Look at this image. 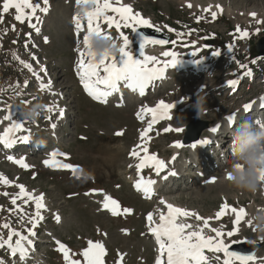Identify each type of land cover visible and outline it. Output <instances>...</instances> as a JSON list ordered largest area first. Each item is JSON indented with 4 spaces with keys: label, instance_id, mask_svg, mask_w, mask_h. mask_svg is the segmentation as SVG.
<instances>
[{
    "label": "rangeland",
    "instance_id": "obj_1",
    "mask_svg": "<svg viewBox=\"0 0 264 264\" xmlns=\"http://www.w3.org/2000/svg\"><path fill=\"white\" fill-rule=\"evenodd\" d=\"M40 2L48 11L46 14L37 12L43 21L39 24L41 33L36 37L29 40L26 36L30 33L28 22L16 21L15 9L3 14V23H0V72L5 66V70L8 69L5 80L4 75L0 76V134L8 124L4 117L9 106L15 105L14 116L23 121L27 130L16 136H29V143L18 141L20 144L15 143L10 151L0 145V175L12 182L11 185L0 184V223L10 221L11 227L23 235H28L26 229L32 227L27 220L20 223L18 215L8 211L14 207L12 196L19 191L16 185H24L35 195L43 194L47 210H42L44 219L34 229L36 245L27 261H17L7 247L0 248V261L3 264H65L63 253L57 246V242H61L70 253L76 254L73 258L83 264V257L79 254L88 247V241H93L101 242L107 250L104 264H117L118 253L123 254V264H151L155 251L143 215L171 203L208 219L210 227L224 233L236 227L238 231L232 237H224L231 246L230 251L247 254L241 240L254 242L258 245L254 255L264 264V233L248 224V214L264 206V194L243 193L227 182L233 166V138L228 133L221 134L222 139L207 132L210 143L202 156H199L198 149L182 143L189 123L203 121L207 128L219 125L220 132L224 133L221 126L228 114H240L245 101L264 96V56L247 59L249 53H255L254 45L264 36V0H122L123 4L132 7L134 13L148 18L153 27L169 33L171 40L176 41L175 44L160 45L162 51L150 55L157 57L161 66L171 59L162 55L166 50L175 52L182 61H199L201 71L192 74L186 66L180 70L168 67L164 82H158L143 99L129 101L128 93L124 92L122 99H107V103L87 96L78 75L82 40L73 37L72 28L81 6L76 0H48L47 5L42 0ZM213 5L230 7L239 13L240 18L232 19L223 11H216L213 19ZM2 6L3 0H0V13ZM206 8L210 10L205 12ZM242 12L245 15H240ZM12 25H15V31ZM237 28L246 30L248 37L240 39ZM124 32L130 38L132 54L138 57L140 44L133 43L130 29ZM226 47L231 51L225 53ZM33 54L36 60L32 59ZM21 60L31 64L34 71L40 70L42 79L38 83L51 82V88L41 91L40 84L29 83L33 72L22 66ZM240 65L248 67L243 69ZM234 69H240L238 86L230 91L222 87L221 82L231 79ZM249 70L251 74L245 75ZM201 95L205 97L206 106L200 116L197 102ZM173 100L179 104L175 111L172 109L171 119L153 127L146 142L148 152L165 162V168L159 174L152 168L143 170V176L155 182L153 198L156 200L152 204L133 191L130 185L136 177L135 157L130 153L144 143L140 130L147 124L146 117L138 119L137 113L142 108H149L147 104L150 106L152 102L172 103ZM36 103L44 106L40 117L34 122L23 120L25 104L30 107ZM46 106L55 107L54 111H47ZM58 109L63 110L62 117ZM11 111L14 113L13 107ZM260 115L264 120V107ZM250 116L245 117L253 119ZM165 128L183 131L165 132ZM204 131L206 129L201 134ZM44 139L49 141L44 142ZM220 141H223L221 145ZM176 143L182 147H175ZM55 148L65 153L64 158L57 156L56 159L73 165L75 172L45 166L44 161L51 159ZM9 156L15 160L24 159L30 167H20L9 160ZM5 192L9 195H3ZM105 197L119 203L121 215L113 216L110 211L102 210ZM17 203L23 202L18 200ZM224 203L230 208L245 210L246 215L238 225L234 224L235 213L230 210L216 219ZM123 209L131 212L125 214ZM25 211L31 214L34 205L29 204ZM56 216L60 217L59 222ZM0 234L7 239L8 230L0 228ZM16 239L13 237V243ZM224 258L223 253L210 251L211 264H223Z\"/></svg>",
    "mask_w": 264,
    "mask_h": 264
},
{
    "label": "snow or ice",
    "instance_id": "obj_2",
    "mask_svg": "<svg viewBox=\"0 0 264 264\" xmlns=\"http://www.w3.org/2000/svg\"><path fill=\"white\" fill-rule=\"evenodd\" d=\"M43 4L47 5L48 0H42ZM77 4L85 5L91 4L93 7L86 11L82 16L86 20V34L83 36V51L79 52V60L77 62L78 75L81 83L88 95L96 100L107 102V98L113 93L120 91V85H123L133 91H139L141 95L144 94L145 89L152 84L155 80L163 77L168 67L175 68L179 63L178 56L175 52L165 51L162 53L164 57H171L169 61L163 62L155 56L145 55V48L147 45H167L170 43L168 40L158 39L154 37H144L141 44V58L137 59L132 54L130 48V38L126 35L122 29H131L135 32L138 28L148 27L152 28L151 22L145 18H142L139 13H134L130 5L122 3V0H76ZM192 7V5H189ZM10 9H15L16 15L14 19L20 23L28 22V26L35 30L37 34L40 32V28L37 26L41 22L40 16L37 12L47 13V7H41L40 0H3L2 13H0V23H3V14L9 13ZM210 8L204 9L208 12ZM108 13H112L109 15ZM212 18L215 19L216 13H211ZM255 16V14H252ZM199 20V17L197 18ZM33 20L36 23H33ZM76 23L77 33L84 31V25L81 22V16L74 18ZM257 23H260L259 21ZM104 25L107 27L105 28ZM115 28L118 33L117 37H113L110 34V30ZM12 30L15 31V25H12ZM160 31L159 28L155 29ZM173 31L172 29H168ZM237 33L240 39L247 38L249 33L245 30L242 31L237 28ZM93 34L102 35L105 39H112L114 41H120V52L118 55L110 56L105 53L104 57L100 60L95 58V53L90 50V37ZM182 36L183 34H178ZM26 36L31 38V33H27ZM45 42H48L47 37L44 38ZM15 42V41H14ZM175 44L176 41H171ZM28 41L25 42V49L27 50ZM196 53L193 52V55ZM219 54V53H216ZM19 59L18 57H16ZM32 59L36 60L35 55H32ZM21 64L29 71L33 72L38 80L41 79L39 73H36L32 69V65L24 61H20ZM152 65V66H150ZM241 68L247 69V65H240ZM250 70L245 75H250ZM238 80H231L228 82L230 87H235ZM41 91L45 88H51V82L47 84L41 82ZM9 106V112L5 115L4 120L10 121V126L4 130V133L0 135V144L4 147L10 148L17 141L28 142L29 136L24 135L17 137L15 134L21 131H27L23 127V121L17 119ZM174 105L167 104L163 101L159 102L155 107L142 108L137 113L138 119H143L144 116H150L148 127L141 133V140L144 142L141 145H137L136 148L130 153V156L139 158L137 164V171L140 172L144 168H152L157 174H159L165 168V162L158 159L155 154H148V148L146 142L149 139V133L151 132L153 125L158 123L161 119H171L170 109ZM252 104L244 106V111L247 112L251 109ZM261 107H264V98H261ZM46 110L49 112L54 111L51 106H46ZM60 116H63V110H60ZM229 125H232L235 120V114L230 115L228 118ZM55 128V124L52 125ZM219 125L210 129L213 133L217 132ZM165 132L168 131H183V129H171L165 128ZM203 143H210L205 140ZM175 147H182L180 143H176ZM196 145H193L195 147ZM140 149L144 155H140ZM57 153H51V159L45 160L44 164L47 167H58L63 169H71L75 172V167L71 164L61 163L56 159ZM9 160H13L22 168L30 167L25 163L24 159L15 160L9 156ZM175 159V157L173 158ZM174 175L175 173H170ZM166 178V177H165ZM228 179H231V173L227 175ZM261 178L264 179V173ZM9 181L3 175H0V184L11 185ZM155 183L154 181H147L146 183L139 180L136 184L137 189H140L143 185L145 192L150 191V185ZM19 191L12 196L11 204L14 206L9 209V213L18 215L19 222L24 223L27 220L31 224V228H27L28 235H23L20 231L11 227V222L0 223V228L7 229V239H4L3 235L0 234V248L7 247L10 254L13 256L19 255L20 259L23 260L28 254V248L32 245L33 241L29 237L36 235L34 229L40 221L44 219L42 210L46 211V205L44 203L43 194L35 195L33 192L27 191L24 185H16ZM3 195H9L7 192ZM22 201V204H18L17 201ZM34 205V212L29 214L25 211V208L29 205ZM167 214H160V222L156 224L153 220V215L149 213L147 221L149 222V231L154 235L160 249V256L157 259L156 264H211V260L205 255V250L213 253H223L224 260L223 264H234L235 261H239L240 264H248L249 261H254L256 257L252 253H238L236 251H230V245L225 243L223 237H232L238 229L233 228L232 231L227 233L222 232L216 228H210L208 219L199 216L196 213L189 212L187 210L167 205ZM102 210H108L113 216L121 215L119 203L111 197H105L102 204ZM226 210H230L235 213L234 224L238 225L244 215L245 210L240 208H230L227 203L221 205L220 211L216 214V219H220ZM130 209H123V213H130ZM194 218L197 222L203 221V224H192L188 223V219ZM55 219L59 222L60 217L56 216ZM251 225V222L248 221ZM208 228L211 232L215 233V236H206L204 230ZM13 237L17 239L13 243ZM58 243V250L63 253L65 264H82L81 260L74 259L75 253H70V250L60 242ZM234 243H239L235 241ZM83 257V264H104V256L107 255V250L101 242L88 241V247L84 249L80 254ZM219 259V257H214ZM0 264H3L0 261ZM117 264H123V254L118 253Z\"/></svg>",
    "mask_w": 264,
    "mask_h": 264
},
{
    "label": "clouds",
    "instance_id": "obj_3",
    "mask_svg": "<svg viewBox=\"0 0 264 264\" xmlns=\"http://www.w3.org/2000/svg\"><path fill=\"white\" fill-rule=\"evenodd\" d=\"M91 6V4L82 5L81 15L83 16ZM90 50L95 53V58L100 60L105 53L110 56L118 55L120 43L93 34L90 37ZM205 106V97L201 95L197 102L200 116L205 111ZM43 111L42 104L36 103L30 107L25 104L23 120L34 122ZM227 133L233 138L235 146L233 166L230 171L232 178H227V182L243 193L264 194V179L261 178L264 173V123L245 118L230 126ZM248 221L258 232L264 233V206L250 212Z\"/></svg>",
    "mask_w": 264,
    "mask_h": 264
},
{
    "label": "bare ground",
    "instance_id": "obj_4",
    "mask_svg": "<svg viewBox=\"0 0 264 264\" xmlns=\"http://www.w3.org/2000/svg\"><path fill=\"white\" fill-rule=\"evenodd\" d=\"M216 5H213V7H215ZM81 10V9H80ZM212 11L213 12H216V11H223L229 18H232V19H239L240 18V16H239V13L238 12H234L230 7H225V8H223V7H221V6H219V7H215V8H213L212 9ZM256 13V12H255ZM262 13V12H261ZM76 14V13H75ZM250 14V13H249ZM240 15H245V13L244 12H242ZM77 16H82L81 15V12L79 11L78 13H77V15H76V17ZM145 19H147V20H149L148 18H145ZM245 19V18H244ZM247 20V19H246ZM161 47L162 46H160V45H147L146 46V48H145V52H144V54L145 55H151V54H153V53H155V52H159V51H162V49H161ZM131 48V47H130ZM163 48V47H162ZM81 49L82 50H84V48H83V44L81 45ZM80 50V49H79ZM142 51H144L143 49H141V45H140V47H139V52L137 53L138 54V57H137V59H140L141 57H140V55H141V52ZM166 51V50H165ZM199 51V50H198ZM197 51V52H198ZM139 53H140V55H139ZM164 53V52H163ZM180 59H182V58H180ZM185 61V60H184ZM189 61H191V60H189ZM188 61V62H189ZM181 62H182V60H179V63L176 65V68L179 70V68H180V66H181ZM187 62V63H188ZM191 65H193L192 67H191V69H189L190 71V73H192V74H195V70H193V69H195V68H197L199 65H197V66H194V61H192V64ZM182 67H184V66H182ZM188 68H190V66L188 65L187 66ZM201 67V66H200ZM200 73V72H199ZM167 76V73L164 75V77L162 78V79H159V83H163L164 82V79L165 78H167L166 77ZM184 78V77H183ZM230 80V79H229ZM36 81H38V80H34V82L33 83H35ZM158 83V82H157ZM121 86V85H120ZM120 90H121V94L123 93V92H127L128 93V96H127V100H129V101H132V100H135V101H137V100H140V99H143V97H145L146 96V93H147V91H146V93H144L143 95H141L140 93H139V91L137 90V91H133L132 89H129V88H127V87H125L123 84H122V87H120ZM191 92V91H190ZM52 94H54L53 92H51ZM189 94V92H186V94ZM118 98V93H113L111 96H109L107 99L109 100V99H111V98ZM93 98V97H92ZM262 98H264V96H262ZM94 99V98H93ZM107 103V102H106ZM165 103H167V104H169L168 102H165ZM255 104H261V98H259V99H256L255 100ZM53 109L55 108V107H52ZM173 111H175V109L173 110ZM60 112V110L58 109V113ZM172 112V110H170V113ZM242 113V111L240 112V114ZM248 116L249 115V113L248 112H245L244 111V116ZM251 117V116H250ZM247 118V117H246ZM252 120H254V119H252ZM263 122H264V120H262ZM262 121H260V123L262 122ZM8 123H9V125H10V121H8ZM227 124H228V120H227V117H226V119H225V123L223 122L222 123V130L223 129H225V128H228L227 127ZM210 127H213V126H210ZM210 127H208L207 129H206V131H204L201 135H200V137L198 138V139H205L206 137H208V135H207V132L209 133V128ZM192 128H190V130H191ZM220 129L221 128H219V130L217 131V132H220ZM227 130V129H226ZM26 132V131H25ZM18 133V132H17ZM16 133V134H17ZM221 134H223V132H220ZM219 133V134H220ZM3 133H1L0 135H2ZM15 134V135H16ZM24 134V133H23ZM27 134V133H26ZM192 134V133H191ZM193 134H195V133H193ZM220 134V135H221ZM210 135V134H209ZM224 135H225V133H224ZM44 142H48L49 140H47V139H44L43 140ZM197 140H193V141H191L189 144H187L186 146L187 147H189V148H193V149H195V150H197L200 146H199V143H197L196 142ZM29 143V142H28ZM39 143V142H38ZM37 143V144H38ZM41 144V143H40ZM193 145H196L195 147H193ZM218 146V145H217ZM15 147V146H14ZM39 148V147H38ZM42 147H41V145H40V148L39 149H41ZM206 148V146L204 147V149ZM203 149V150H204ZM23 150V149H22ZM7 151V150H6ZM10 151V150H9ZM193 151V150H192ZM224 181V180H223ZM173 206V205H172ZM174 207H177V206H174ZM177 208H180V207H177ZM183 209V208H182ZM242 220V219H241ZM188 223H192V224H196V223H198L194 218L192 219V220H189L188 219V221H187ZM203 222V221H202ZM200 224V223H199ZM201 224H203V223H201ZM224 232V231H223ZM203 234H205L206 236H214V232L213 233H210L209 232V230L208 229H205L204 230V233ZM223 239H224V237H223ZM225 240V239H224ZM225 243H227L226 241H225ZM28 250H29V248H28ZM208 256H210V255H208ZM255 256V255H254ZM256 257V259L254 260V261H249L248 262V264H262V260L260 259V258H258L257 256H255ZM234 264H240V262H238V261H235L234 262Z\"/></svg>",
    "mask_w": 264,
    "mask_h": 264
},
{
    "label": "water",
    "instance_id": "obj_5",
    "mask_svg": "<svg viewBox=\"0 0 264 264\" xmlns=\"http://www.w3.org/2000/svg\"><path fill=\"white\" fill-rule=\"evenodd\" d=\"M156 28H148V27H142L138 28L134 33L133 37L134 40L138 43L143 42L144 37H154L158 39H164L169 41V36L167 34H164L161 30L158 32L155 30ZM209 42V41H208ZM255 50V55L256 56H264V36L261 37L257 43L254 46ZM190 128H193L194 130H190ZM206 127V122L203 121H193L188 124L186 127V133L185 136L182 140L183 144H188L193 140H197L203 130H205ZM191 133H195L192 134ZM240 244H243L246 249L247 253H252L254 254L255 251L258 249V245L254 242L248 241V240H243L240 242Z\"/></svg>",
    "mask_w": 264,
    "mask_h": 264
},
{
    "label": "trees",
    "instance_id": "obj_6",
    "mask_svg": "<svg viewBox=\"0 0 264 264\" xmlns=\"http://www.w3.org/2000/svg\"><path fill=\"white\" fill-rule=\"evenodd\" d=\"M251 54H253V53H251Z\"/></svg>",
    "mask_w": 264,
    "mask_h": 264
}]
</instances>
